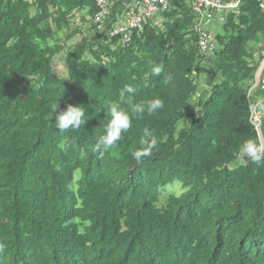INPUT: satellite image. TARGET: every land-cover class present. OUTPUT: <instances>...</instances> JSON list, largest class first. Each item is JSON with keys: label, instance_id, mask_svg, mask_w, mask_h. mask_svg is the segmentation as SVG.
Wrapping results in <instances>:
<instances>
[{"label": "trees", "instance_id": "trees-1", "mask_svg": "<svg viewBox=\"0 0 264 264\" xmlns=\"http://www.w3.org/2000/svg\"><path fill=\"white\" fill-rule=\"evenodd\" d=\"M97 9L95 0H0V264H264V167L231 166L243 141L260 143L243 85L258 68L247 44L264 34L259 0L225 15L211 58L220 79L195 104L208 56L189 0H170L126 43L84 36L60 77V43L46 42L82 33L74 13L93 20ZM125 84L137 87V101L158 97L164 107L133 118L100 157L107 105ZM69 103L89 119L61 133L48 116ZM145 127L158 147L137 163ZM176 181L189 189L157 207L160 187Z\"/></svg>", "mask_w": 264, "mask_h": 264}, {"label": "clouds", "instance_id": "clouds-1", "mask_svg": "<svg viewBox=\"0 0 264 264\" xmlns=\"http://www.w3.org/2000/svg\"><path fill=\"white\" fill-rule=\"evenodd\" d=\"M164 71L163 65H154L152 75L160 76ZM137 87L133 84H125L118 92V99L107 105L106 115L109 117L104 124L103 134L98 137L93 151L100 157L105 153L114 150L118 142L122 139L123 134L129 132L132 128L133 118L141 119L145 115H153L164 107V102L158 97L136 100ZM82 104H67L66 109L58 110V104L52 106L51 114L48 121L51 126L61 133L69 131L75 132L85 125L89 117L86 116V108ZM126 106V107H125ZM55 114L54 121L51 119ZM104 123V121H103ZM158 147V139L153 130L145 127L139 139V147L131 153L133 160L137 163L142 159L150 157L153 150ZM240 156L257 166L264 167V150L252 139L242 142L239 147ZM181 193L176 192L178 197ZM5 252V245L0 243V254Z\"/></svg>", "mask_w": 264, "mask_h": 264}, {"label": "built area", "instance_id": "built-area-1", "mask_svg": "<svg viewBox=\"0 0 264 264\" xmlns=\"http://www.w3.org/2000/svg\"><path fill=\"white\" fill-rule=\"evenodd\" d=\"M95 0L97 12L93 23L99 34L109 38L117 37L126 43L133 31H141L147 20L166 10L170 0ZM196 16L194 30L197 46L202 56L212 54L217 46L216 39L208 29L210 22H223L229 12L238 13L241 0H189ZM264 11V0H259ZM257 85L264 90V52ZM252 113V110H251ZM257 128V127H255Z\"/></svg>", "mask_w": 264, "mask_h": 264}, {"label": "rangeland", "instance_id": "rangeland-1", "mask_svg": "<svg viewBox=\"0 0 264 264\" xmlns=\"http://www.w3.org/2000/svg\"><path fill=\"white\" fill-rule=\"evenodd\" d=\"M31 12L34 13L35 9L31 8ZM71 21H72V28L79 26L81 27L82 33H78L73 37H71L70 39L64 38L65 36L64 33H61L60 34L61 41L60 40L57 41L56 37H53L50 40H48V42H46L48 45L51 46H54L56 43H60L61 50L53 59V67H54V71L60 77L63 78L67 77L66 55L68 51L71 50L74 47V45L77 42H79L84 36L88 38V42H91L93 44L97 42L100 38V36L98 35L99 33L97 32L95 25L93 23V20H91L90 17H88V15L86 16L84 11L75 12ZM156 22H160L159 17L156 19ZM219 28L220 26H218V28L216 29L212 28L211 31L212 34L214 35L216 31H220ZM247 48L249 54H251V56L249 57L251 63L258 66V68L252 79L244 81L243 85L248 89V93L250 95V101L252 106L251 119L255 127H257L256 130L260 138L259 147L262 150H264V90L260 89L257 85L260 65L262 64V60H263L262 55L264 52V34H261L256 40L250 41L247 44ZM214 53L215 51L211 54V56ZM211 56L208 55V57L206 58L207 60L205 59V62H202L201 64L202 73L199 78V89L196 95L192 98L191 101L192 104H195L197 99L203 96L205 92H208L210 87L220 79L219 75L213 70L214 59L211 60V58H214V55L212 57ZM179 126L180 127L182 126V122H180ZM245 161L246 160L243 159L239 154L235 163H232L231 166L243 164L245 163ZM188 189L189 186L184 185L183 183L177 181L164 185L160 187L161 194L159 195V198L155 204L157 207L163 208L166 206L170 194H175L176 192L183 193Z\"/></svg>", "mask_w": 264, "mask_h": 264}, {"label": "crops", "instance_id": "crops-1", "mask_svg": "<svg viewBox=\"0 0 264 264\" xmlns=\"http://www.w3.org/2000/svg\"><path fill=\"white\" fill-rule=\"evenodd\" d=\"M89 17V16H88ZM222 24H223V22H221V21H219V20H216L215 22L213 21V22H210L209 23V25H208V29L210 30V31H212V28H214V29H216V28H218V26H220V28L222 27ZM219 28V30L221 31V29ZM220 31H216L215 33H214V35L216 34V33H218V32H220ZM212 33V32H211ZM257 91V90H256ZM255 91V92H256Z\"/></svg>", "mask_w": 264, "mask_h": 264}]
</instances>
